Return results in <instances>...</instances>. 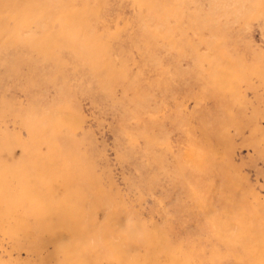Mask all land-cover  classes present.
<instances>
[{"label": "rangeland", "instance_id": "rangeland-1", "mask_svg": "<svg viewBox=\"0 0 264 264\" xmlns=\"http://www.w3.org/2000/svg\"><path fill=\"white\" fill-rule=\"evenodd\" d=\"M0 264H264V0H0Z\"/></svg>", "mask_w": 264, "mask_h": 264}]
</instances>
